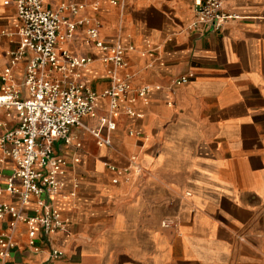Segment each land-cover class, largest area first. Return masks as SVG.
<instances>
[{"label":"crops","instance_id":"1","mask_svg":"<svg viewBox=\"0 0 264 264\" xmlns=\"http://www.w3.org/2000/svg\"><path fill=\"white\" fill-rule=\"evenodd\" d=\"M222 2L237 17L220 31L194 32L193 0H42L82 22L58 41L91 58L79 69L82 80L102 92L113 74L129 90L111 117L114 129L102 97L95 115L71 128L79 147L54 142L68 160L52 201L66 220L54 238L62 257L45 261V250L32 252L27 226L18 222L10 264H264V0ZM16 16L15 0H0V74L17 47ZM93 26L103 42L126 48L121 68L88 40ZM25 65L22 59L13 69L17 83ZM184 74L191 79L175 85ZM142 87L145 98L136 93ZM0 121V134L15 127L14 107L0 108ZM93 132L110 144H97ZM1 159L0 150L4 179L13 165ZM36 200L22 207L0 194L25 214ZM8 223L0 220V233Z\"/></svg>","mask_w":264,"mask_h":264},{"label":"built area","instance_id":"2","mask_svg":"<svg viewBox=\"0 0 264 264\" xmlns=\"http://www.w3.org/2000/svg\"><path fill=\"white\" fill-rule=\"evenodd\" d=\"M223 5L222 0H193L194 18L188 28L194 32L203 28L220 31L227 20L237 17L227 13ZM15 6L18 43L9 53L8 63L0 74V108L14 107L18 124L0 134L1 161L10 160L13 165L11 174L4 179H1L0 170V194L15 196L22 207L28 206L32 196L37 200L32 214L22 213L15 205L0 201V220L9 217L8 230L0 233V264H10L11 249L15 245L11 233L18 222L27 226L26 245L32 252L45 250V261L62 257L63 251L54 238L65 230L66 220L52 201L64 185L62 176L68 160L55 152L54 142L79 147V142L73 143L71 128L79 125L84 117H93L102 97L109 99L107 128L114 129L111 117L118 114L119 101L129 90L128 83L113 74V84L102 92L93 90L82 80L79 69L91 58L58 47V41L71 38L76 26L82 23L66 19L62 15L64 6L51 11L43 7L42 0H15ZM75 8L70 7L73 11ZM62 27L65 31L60 33ZM87 38L106 53L103 61L115 68L124 65L126 48L103 42L97 26L87 30ZM22 59H26L24 76L17 83L13 69ZM191 77L192 74H184L173 83L184 84ZM148 91L147 87H142L136 93L145 98ZM127 112L134 114L130 108ZM4 125L0 121V127ZM94 137L99 145L111 142L109 137L97 133ZM72 159L78 161L77 157ZM108 167L120 173L116 166ZM162 225L175 227L176 222L164 220Z\"/></svg>","mask_w":264,"mask_h":264}]
</instances>
